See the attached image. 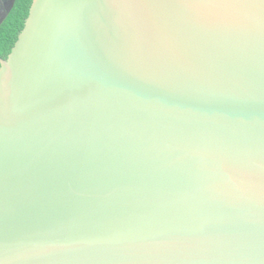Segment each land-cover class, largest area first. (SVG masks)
Instances as JSON below:
<instances>
[{
  "label": "water",
  "instance_id": "95a60500",
  "mask_svg": "<svg viewBox=\"0 0 264 264\" xmlns=\"http://www.w3.org/2000/svg\"><path fill=\"white\" fill-rule=\"evenodd\" d=\"M0 89V264H264L259 0H33Z\"/></svg>",
  "mask_w": 264,
  "mask_h": 264
},
{
  "label": "snow or ice",
  "instance_id": "6c2138e0",
  "mask_svg": "<svg viewBox=\"0 0 264 264\" xmlns=\"http://www.w3.org/2000/svg\"><path fill=\"white\" fill-rule=\"evenodd\" d=\"M255 0H113L114 5L129 4L133 6H143L153 9L166 10H190L199 7L209 6H247L254 3ZM264 4V0H259ZM4 118V97L0 89V121ZM2 251V245H0Z\"/></svg>",
  "mask_w": 264,
  "mask_h": 264
},
{
  "label": "trees",
  "instance_id": "16d2710c",
  "mask_svg": "<svg viewBox=\"0 0 264 264\" xmlns=\"http://www.w3.org/2000/svg\"><path fill=\"white\" fill-rule=\"evenodd\" d=\"M33 0H16L0 25V59H7L29 15Z\"/></svg>",
  "mask_w": 264,
  "mask_h": 264
},
{
  "label": "flooded vegetation",
  "instance_id": "af4514ba",
  "mask_svg": "<svg viewBox=\"0 0 264 264\" xmlns=\"http://www.w3.org/2000/svg\"><path fill=\"white\" fill-rule=\"evenodd\" d=\"M11 0H0V20L2 19L4 13L8 10Z\"/></svg>",
  "mask_w": 264,
  "mask_h": 264
}]
</instances>
